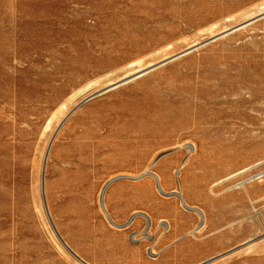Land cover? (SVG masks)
Listing matches in <instances>:
<instances>
[{"label":"rangeland","instance_id":"rangeland-1","mask_svg":"<svg viewBox=\"0 0 264 264\" xmlns=\"http://www.w3.org/2000/svg\"><path fill=\"white\" fill-rule=\"evenodd\" d=\"M261 160L264 0H0V264H264Z\"/></svg>","mask_w":264,"mask_h":264},{"label":"bare ground","instance_id":"bare-ground-1","mask_svg":"<svg viewBox=\"0 0 264 264\" xmlns=\"http://www.w3.org/2000/svg\"><path fill=\"white\" fill-rule=\"evenodd\" d=\"M263 3V2H262ZM247 9V8H246ZM244 13H245V11H243ZM248 12V11H247ZM249 13V12H248ZM263 13V12H262ZM234 15V14H233ZM247 15V14H246ZM249 15V14H248ZM257 16V15H256ZM230 19V18H229ZM214 26H216V25H214ZM230 27H232V26H230ZM232 29V28H231ZM214 31V30H213ZM217 31V30H216ZM216 31H214V32H216ZM225 32V31H224ZM213 34V33H212ZM144 67V66H143ZM139 69V68H138ZM137 69V70H138ZM145 69V68H144ZM145 71V70H144ZM145 74V73H144ZM133 76H135V74H133ZM132 77V76H131ZM140 77V76H139ZM132 78H134V77H132ZM131 78V79H132ZM122 79V78H121ZM131 79H126V81H128V80H130L131 81ZM124 80V79H123ZM116 84V82H112L111 84ZM118 83V82H117ZM260 160V159H259ZM264 160H261V161H259L258 162V164L259 163H261V162H263ZM257 164V165H258ZM249 167V166H248ZM246 169H248V168H246ZM246 169H243V170H241V171H239V172H237V173H235V174H231L230 176H228V177H224L222 180H219L218 182H216L215 184H217V183H219V182H221V181H223V180H227L228 178H230V177H232V176H234V175H236V174H238V173H240V172H243V171H245ZM156 174H157V178L159 179V181L161 182V177H160V175L157 173V172H155ZM260 174V175H259ZM259 174L257 173V177H255V175H252V176H250L249 178H250V180H253V179H256V178H259V177H262V176H264V170H262L261 172H259ZM104 188L105 187H102V190H101V196H100V198L102 199V197H104V194H105V191H104ZM181 199H182V201H183V203L185 204V205H187L188 203H187V201H186V198H185V196H181ZM191 208H194V206H190ZM102 208H103V211L106 213V215L108 216V209H107V206H106V203H104V205H102ZM198 210H199V212H200V214L203 216V219L204 220H206V218H207V213H206V211L204 210V209H201V208H197ZM151 218V219H150ZM150 218H149V220H151V222H152V217L150 216ZM111 220L112 221H114L112 218H111ZM113 223H117V222H113ZM116 225H119V224H116ZM79 264H83L82 262H80L79 261Z\"/></svg>","mask_w":264,"mask_h":264},{"label":"water","instance_id":"water-1","mask_svg":"<svg viewBox=\"0 0 264 264\" xmlns=\"http://www.w3.org/2000/svg\"><path fill=\"white\" fill-rule=\"evenodd\" d=\"M60 235V234H59ZM60 237H61V239H62V241L65 243V245L67 246V247H69L70 249H71V251L75 254V255H77V257H79L81 260H83L68 244H67V242L63 239V237L60 235ZM84 261V260H83Z\"/></svg>","mask_w":264,"mask_h":264}]
</instances>
